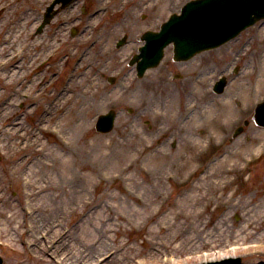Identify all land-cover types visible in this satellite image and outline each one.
Masks as SVG:
<instances>
[{
    "label": "rangeland",
    "instance_id": "374dc122",
    "mask_svg": "<svg viewBox=\"0 0 264 264\" xmlns=\"http://www.w3.org/2000/svg\"><path fill=\"white\" fill-rule=\"evenodd\" d=\"M30 1L35 4L31 10L33 14L37 12L36 7L44 8L50 0ZM81 1L84 0L78 2ZM186 1L87 0L86 14L91 9H100V16L92 19L90 15H82L80 6L73 8L72 13L65 12L68 8L65 9L61 16L63 19L76 14L84 16L80 27L84 24L82 28L87 30L77 39L61 43L54 36L51 40L53 29L49 28L43 35L37 34L31 41H24L25 29L22 40L18 35L17 44L4 51L5 57L17 48H24L18 56L20 61L17 58L8 66L0 67V94H3V99L0 98V255L3 264H179L181 260L183 264H198L202 259L214 262L225 258H239L240 264L264 261L261 256L264 250L258 247L246 249L247 246L239 245L241 249H234V245L227 246L220 251L223 256L205 247L203 240L213 231L216 238L230 233L222 232L226 225L237 231L243 215L232 208L227 211L216 208L213 213L198 215L204 207L202 200L196 202L200 194L211 196V189H215L212 183L221 180H230L232 188L241 190L233 198V204L241 200L242 195L261 188L258 182L263 181V175L259 169L264 164V156L251 163L248 169L225 175L217 168V160H209L201 148L196 152L189 144L191 138L203 136L206 127L194 128L195 120L191 117V122L189 119L184 121L186 115L183 112H179L180 122L161 114L162 111L170 113L168 103L162 100L164 91L161 86L155 83L148 85L135 78L131 87L121 88L125 83L122 84L123 80L118 82L119 76L112 85L105 80L108 74L117 71L116 39L127 33L132 42L138 27L178 12ZM154 3L157 5L153 6ZM2 12V21L7 23L0 28V46L7 43L2 36L12 34L14 29L9 15L13 12L7 16ZM25 12L30 10L21 9V13ZM34 20L32 17L29 21L32 25L28 29L32 30ZM15 28L18 29L17 26ZM65 35L69 36L68 28ZM87 36L91 39L86 42ZM39 37L44 42L38 40ZM37 41L43 44L36 49L29 45ZM256 41L264 46V35ZM101 44L111 52L101 54ZM59 45L64 49L63 54H67L68 62L63 67L60 65L63 54L58 52ZM71 46L75 47L74 51ZM53 48V55L57 52L56 57L52 56L48 64L34 69L35 75L42 72L53 77L52 84L45 85V79L43 84H38L37 89H44L40 99L38 93L34 94L36 89L32 93L34 98H20L18 92H27L33 76L23 74L30 55L48 52V56ZM81 53H84L83 62L78 69L75 63ZM17 62L23 69L16 66ZM12 69V82L5 85V75ZM48 76L46 79L50 78ZM69 79L78 83L76 94L63 104L58 98ZM18 88L17 92L13 91ZM53 90L56 95L51 97ZM142 94L147 97L142 99ZM236 97L230 105L240 114L227 131L226 145L210 146L220 155L228 149L241 148L236 138L247 142L244 139L257 131L251 122L239 137L230 135L232 129L250 118L255 103L264 99V93L247 108L243 106L242 97ZM127 107L132 109L131 113H127ZM216 107H222L218 100ZM109 108L118 113L116 125L108 134H96L92 128L95 118ZM9 111L11 113L4 118L2 115ZM13 120L20 122L15 128L24 134V138L17 141L7 133L11 126L8 122ZM145 120L151 123L150 129L144 124ZM158 124L161 128H157ZM52 127L59 128L60 132L52 130ZM58 134L66 145L59 140ZM255 143L253 139L251 146ZM28 144L32 147L20 150V146L27 147ZM231 159L233 161L234 157ZM234 162L242 166L241 159ZM127 164L130 167L118 175L119 169ZM248 173L251 179L248 182L241 180ZM174 209L185 213L177 216L172 211ZM210 216L218 218L219 228L211 226L205 230L201 240L202 234L198 230ZM227 237L221 238L220 242ZM188 240L190 244H183ZM253 240L249 238L248 243ZM58 242L68 250L60 252L56 247ZM80 248H88L90 252L88 250L80 257L75 252ZM219 248L215 250L219 251ZM111 249L117 250L108 257L106 253ZM63 252L65 257L61 258ZM73 252L77 255L72 256ZM207 255L210 256L205 259ZM97 258L106 260L99 262Z\"/></svg>",
    "mask_w": 264,
    "mask_h": 264
},
{
    "label": "bare ground",
    "instance_id": "6f19581e",
    "mask_svg": "<svg viewBox=\"0 0 264 264\" xmlns=\"http://www.w3.org/2000/svg\"><path fill=\"white\" fill-rule=\"evenodd\" d=\"M20 7L19 4L12 5L11 3L7 4L5 7V11L9 14L10 12H17L18 8ZM7 21H0V28L4 25H6ZM264 24V21L262 22ZM8 32V31H7ZM5 32V33H7ZM260 33L264 32V25L263 28L260 29ZM12 34L5 35L3 37V41L5 42L2 46H0V54L4 53V51L7 50L8 44H12L13 42L17 41V31L15 30L14 34L13 31H11ZM91 37L87 36L85 37V41L87 42ZM7 44V45H5ZM250 40L246 39L244 42L238 44L234 49H232L230 52H228L225 55V58L229 60L230 62L237 61V58L235 57L237 52L242 53L245 56L244 65L246 66V69L244 72H242L241 75L236 77V80L232 84V91L229 93L228 98L226 101L232 102L234 98L239 94V96L243 99V106L247 107L251 101L256 100L257 98L261 97L264 93V46L257 45L254 48L249 46ZM33 48H36L40 46V43H35L32 45ZM47 56V52H44L43 54L33 53L30 55V62L29 64L33 66L36 62L44 61L45 57ZM8 61H4V63H7ZM211 70L213 69V65L211 63L208 64ZM79 67L81 68L82 65L79 64ZM210 72L207 71L205 74H209ZM41 79L40 75L38 77L34 78V81H37ZM78 83L76 82H70L66 84V86L62 90L61 96V102L64 104L68 102L69 100L74 98V94H76V87ZM130 83H125L124 86L121 85V88L123 87H129ZM204 84L201 83V80L198 83H195L191 87H189L185 93L184 96L189 101L184 106V110L187 113H191L192 118L196 121V124L194 125L195 128H203L206 127L207 129L210 128V130L207 131L203 136H197L194 138H191L189 144L192 148V150L195 149L196 152H198V149L201 148L202 153H207V158L209 160H217V168L221 172H223L225 175L232 174L234 171H238L241 168V166L238 163H235L234 161L237 159H240L244 152H248L249 154H254V152H260L264 151V129L260 131V134L255 137L256 145L251 146L252 142L246 143V142H240L239 145L241 148L239 149H228L226 150L219 158L217 156L216 151H212L210 146H223V137L221 135V132H224L225 127L230 125L232 122L235 121L236 118V111L229 106L226 101L223 102V105L221 108L216 107V101L220 98L212 99L210 97L209 92H206L205 88L203 87ZM3 97V94H0V98ZM177 103L175 97L171 98L168 102L170 113H163L162 115L170 116L171 119L176 120L177 122H180L179 117V106L181 108V104ZM199 109L202 111L200 112ZM179 111V112H178ZM163 112V111H162ZM198 118V119H196ZM201 120L202 122H200ZM205 123V124H203ZM232 157H234V160L231 161ZM130 167V164H127L125 167L120 168L119 170L121 172H125L126 169ZM259 172L263 175L262 182H258L261 188H255L251 193H247L245 195H242V199H238L236 204H233V198L237 196V194L240 193L241 190H239L238 187L232 188L230 184V180H221L217 181L216 183H212L215 186V189H211V196H208L206 194H200L199 195V201L202 200L203 203V209L201 212H198V215L201 213H210L213 211L215 212L216 208H221V210H226L229 208L234 209V212L242 213L243 215V221L241 223L240 228L238 230H234L232 226L226 225L224 230L222 232H230L225 237L226 239H223L220 242L221 238L225 237H215V235L212 232V235H209L206 237L202 243L205 247L208 249H213L216 253H218V256H223L224 254H221L220 251H224L227 246L231 245H248L249 238L255 239L253 241L255 242H264V164L260 167ZM224 179V178H223ZM243 180V179H241ZM247 181L246 179H244ZM233 181V179H232ZM211 184V183H210ZM194 185L191 184V187ZM231 189V190H230ZM142 201V198L140 199ZM213 207V208H212ZM256 208H259L258 211L254 214V211ZM237 209L239 211H237ZM181 210V209H180ZM175 215H182V212L184 211H176V209L172 210ZM185 213V212H184ZM191 216V215H190ZM122 219V217H120ZM220 221H218L217 217H208L206 218V221L202 224V227L199 228V232L202 234L201 240L203 239V234L205 230L209 229L211 226H214L213 228H219ZM120 228V226L118 227ZM117 228V230H119ZM161 228V227H160ZM217 231V229H216ZM215 231V232H216ZM239 231V232H238ZM180 234V233H179ZM182 234V233H181ZM200 235V234H199ZM200 237V236H199ZM217 240H216V239ZM193 239V238H192ZM191 239V241H192ZM190 240L183 242V244H190ZM216 241L218 244H215ZM231 241V242H230ZM252 241V240H251ZM251 243V242H250ZM55 244V243H54ZM51 245V244H50ZM64 245H61L60 242L56 245L57 249H59L60 252L63 250H68L62 247ZM53 247V245L51 246ZM220 247V248H219ZM250 247V246H248ZM248 247H245L246 249ZM215 248H219V251L215 250ZM242 247H237V249H241ZM255 248V247H253ZM260 249L264 250V246L260 247ZM89 249H83L80 248L77 252V254H80V257L84 255ZM74 254L72 256H76L77 254ZM90 252V250L88 251ZM65 252L61 253V258H64L65 256H62ZM170 254L175 253L170 252ZM212 255V254H211ZM210 255L205 256L204 258L207 259V257ZM217 256V257H218ZM264 259V254L261 255ZM175 263L178 261L176 260V257L174 258ZM204 261V259H202ZM258 261V260H257ZM178 264V263H177ZM179 264H183L182 260L179 262ZM242 264V263H241ZM249 264H264L263 262H251Z\"/></svg>",
    "mask_w": 264,
    "mask_h": 264
}]
</instances>
